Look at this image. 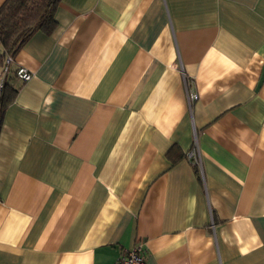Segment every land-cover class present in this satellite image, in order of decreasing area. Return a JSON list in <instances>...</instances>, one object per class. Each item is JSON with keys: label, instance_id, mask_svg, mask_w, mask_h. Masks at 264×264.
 <instances>
[{"label": "crops", "instance_id": "crops-1", "mask_svg": "<svg viewBox=\"0 0 264 264\" xmlns=\"http://www.w3.org/2000/svg\"><path fill=\"white\" fill-rule=\"evenodd\" d=\"M55 21L10 65L32 78L0 120V264H264V0H61Z\"/></svg>", "mask_w": 264, "mask_h": 264}, {"label": "trees", "instance_id": "trees-1", "mask_svg": "<svg viewBox=\"0 0 264 264\" xmlns=\"http://www.w3.org/2000/svg\"><path fill=\"white\" fill-rule=\"evenodd\" d=\"M61 0H5L0 6V120L13 102L17 88L11 81V61L36 32L50 35L56 28L55 13ZM10 62L6 65V60Z\"/></svg>", "mask_w": 264, "mask_h": 264}, {"label": "built area", "instance_id": "built-area-1", "mask_svg": "<svg viewBox=\"0 0 264 264\" xmlns=\"http://www.w3.org/2000/svg\"><path fill=\"white\" fill-rule=\"evenodd\" d=\"M10 62V59L6 60V65ZM178 69L182 75L183 82L185 84L186 89V99H187V105L189 109L191 108L193 102L196 100V94H194L190 89L188 85V80L184 76L182 72V68L178 66ZM15 77L22 81L23 83L28 82L32 78V74H30L27 70L24 68H18L15 71ZM2 87V80L0 79V89ZM185 159L193 166L199 174L202 173L201 169V156L200 151L196 142V136L194 132L193 137V143L190 147V149L185 154ZM114 264H144V252L140 247H134L130 250H126L121 252V254L118 256Z\"/></svg>", "mask_w": 264, "mask_h": 264}]
</instances>
